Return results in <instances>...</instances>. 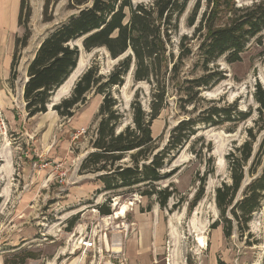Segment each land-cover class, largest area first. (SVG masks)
I'll return each mask as SVG.
<instances>
[{
	"label": "trees",
	"instance_id": "trees-1",
	"mask_svg": "<svg viewBox=\"0 0 264 264\" xmlns=\"http://www.w3.org/2000/svg\"><path fill=\"white\" fill-rule=\"evenodd\" d=\"M59 1L44 0L43 22L53 19L52 8ZM189 1L68 0V9L74 13L45 34L27 65L24 109L29 118L47 111L52 96L75 69L82 50H103L116 61L106 75L99 72V64L94 61L78 77L70 95L52 106L58 116L69 118L90 92L102 97L90 150L78 168L79 174H94L101 185L96 192L104 193L105 201L95 207L101 215H109L112 198L124 193L166 208L178 194L171 179L180 170V165L168 166L185 147L204 167L193 179L196 189L188 201V210H192L204 196L207 177L215 172L212 143L198 135L199 131L212 127L235 133L242 126L243 138L234 140L225 155L230 183L222 182L214 194L226 222L224 236L230 237L233 223L228 214L242 232L264 197V87L255 83L253 102L244 109L238 99L226 102L221 97L207 98L204 92L224 78L216 63L219 58L236 63L251 40L262 44L264 0L244 6H237L234 0H208L210 9L192 36L181 35L175 40ZM198 7L196 4L189 15L188 27L194 26ZM221 16L225 19L218 23ZM30 17L29 0H20L18 25L23 33L15 38L10 82L18 76L21 50L31 36ZM129 74L134 85L145 83L149 92L144 105L142 89L137 88L126 111L120 108L112 89L122 87ZM170 98L180 118L160 145V137L152 136L151 126L169 106ZM126 112L129 118L124 124ZM245 173L251 180L234 202ZM186 201L179 194L171 209ZM9 249L13 251L3 256V264H25L35 256L19 246Z\"/></svg>",
	"mask_w": 264,
	"mask_h": 264
},
{
	"label": "rangeland",
	"instance_id": "rangeland-1",
	"mask_svg": "<svg viewBox=\"0 0 264 264\" xmlns=\"http://www.w3.org/2000/svg\"><path fill=\"white\" fill-rule=\"evenodd\" d=\"M150 1L134 0L135 3ZM257 1L259 0H234L237 6L250 5ZM43 2L44 0H29L31 36L28 47L24 50L27 55L50 29L74 13L68 9V0H60L52 8L53 19L50 22H43ZM196 4L199 7L195 24L188 27L187 19ZM209 9L208 0H190L180 19L179 32L175 40L181 35L192 36L194 28ZM224 19L225 16H221L217 22L220 23ZM19 33L21 36L22 27ZM193 42L196 43L195 40ZM80 56L84 66L76 80L94 61L99 64V72L103 75H106L116 62L99 49L89 52L82 50ZM216 63L224 78L211 91L204 92V95L207 98L221 97L226 102L238 99L240 107L246 108L253 102L251 94L255 83L259 82L264 87V31L262 44L251 40L240 61L229 64L221 57ZM73 86L64 95L56 96V92L50 104L68 97ZM137 88L142 89L141 98L145 105L149 87L145 83L134 85L130 74L127 75L122 87L112 89V94L119 99L122 110L129 109V103ZM101 98L92 91L87 95L86 102L78 105L72 117L57 116L55 111L50 109L46 115L39 118L45 126H50L45 132V146L49 139L51 151V157L48 159L51 169L50 184L48 188L45 187L44 196L39 200L0 201V245H16L22 250L34 253V258L26 259L25 264H103L109 261L105 245L120 241L123 251L129 258L125 245H138L144 234L149 231L151 245L154 241L153 234L158 237L156 245L160 247L156 250L157 257L166 259L171 256L175 264H264V197L242 232L228 214L233 223L230 237L224 236L226 222L221 218L214 201L216 187L222 182L230 183L225 155L234 140L241 141L243 138L240 133L242 126L235 133H226L223 129L212 127L199 131L198 135H203L212 143L215 172L207 177L204 196L192 210H188V201L196 189L193 179L197 171L203 172L204 167L202 163L194 160L185 147L171 166H168L180 165V170L171 179L178 194L169 200L166 208L161 209L154 201L136 194L124 193L112 198L109 215L99 214L95 207L105 201V194L96 192L101 185L95 181L94 174H79L78 168L82 158L90 150L89 144L94 137L96 113ZM128 118L126 112L124 124L128 122ZM179 118L175 104L170 98L169 106L160 113L151 126L154 138L163 136L162 143L159 138L160 145L164 144L170 129ZM81 128L86 132L76 136ZM6 138L0 142V146L21 148L24 145V136L17 131L8 130ZM41 140L42 134L38 133L29 139V146L41 148ZM56 164L61 166L56 169ZM250 180V176L245 173L234 202L242 197L243 190ZM168 181H165L163 186ZM179 194L187 201L171 209ZM121 205L125 206L126 211L123 216L115 218L114 214L120 210ZM125 223L130 225L127 232L122 226ZM199 237L203 239V243L199 242ZM81 238L93 240L95 250L83 252L79 248ZM1 247L4 250L3 256L13 251L9 249L10 246Z\"/></svg>",
	"mask_w": 264,
	"mask_h": 264
},
{
	"label": "crops",
	"instance_id": "crops-1",
	"mask_svg": "<svg viewBox=\"0 0 264 264\" xmlns=\"http://www.w3.org/2000/svg\"><path fill=\"white\" fill-rule=\"evenodd\" d=\"M19 6L20 0H0V108L6 119L8 130L17 131L24 136V145L21 148L0 146V201L2 202L39 200L44 196L45 187H49L51 178L48 160L51 157L49 139L45 146V132L50 129V126H45L39 118L46 115L50 109L52 110L53 105L48 106L45 113L29 118L24 109L23 99L27 65L33 58L40 41L34 50L28 53L29 55L24 51L28 44L21 50L17 65L18 76L11 82L9 80L15 38L20 36ZM38 133L42 134V147L33 148L29 146V139ZM47 161L49 165L42 167ZM149 234V231L145 233L138 245H125L129 254L128 264H175L171 256L166 259L157 257L156 250L160 247L156 245L158 237L153 234L154 241L151 245V234L150 237ZM1 246L16 245H0V264H3L4 250Z\"/></svg>",
	"mask_w": 264,
	"mask_h": 264
},
{
	"label": "built area",
	"instance_id": "built-area-1",
	"mask_svg": "<svg viewBox=\"0 0 264 264\" xmlns=\"http://www.w3.org/2000/svg\"><path fill=\"white\" fill-rule=\"evenodd\" d=\"M7 123L6 119L2 113V110L0 108V142L7 137ZM86 130L84 128H81L77 131L76 136H79L81 134H84ZM49 165V161L43 163L42 167H46ZM61 166V164H56V169H58ZM124 231L127 232V229L129 228V224L125 223L122 224ZM106 246V252L108 253V262H104L103 264H128V258L123 251V245L122 243L115 242L112 243V245H105ZM79 248L85 251H94L96 248V245L93 240L90 238H81L79 240Z\"/></svg>",
	"mask_w": 264,
	"mask_h": 264
},
{
	"label": "bare ground",
	"instance_id": "bare-ground-1",
	"mask_svg": "<svg viewBox=\"0 0 264 264\" xmlns=\"http://www.w3.org/2000/svg\"><path fill=\"white\" fill-rule=\"evenodd\" d=\"M83 66H84V61H83V59L80 56L79 59H78V62H77V65H76L75 69L72 71V73L69 75V77L65 80V82L60 86V88H58L56 96L64 95L68 91H70L71 87L73 86L74 81L76 80V78L80 74V72L82 71ZM115 206H116V204H115ZM119 209L120 210L116 211V213L114 212L115 213L114 214L115 218H117V217H119L121 215L123 216V214L126 211V208H125L124 205L123 206L121 205V208H119ZM198 239H199V242L203 243V239L201 237H199Z\"/></svg>",
	"mask_w": 264,
	"mask_h": 264
},
{
	"label": "water",
	"instance_id": "water-1",
	"mask_svg": "<svg viewBox=\"0 0 264 264\" xmlns=\"http://www.w3.org/2000/svg\"><path fill=\"white\" fill-rule=\"evenodd\" d=\"M57 91H58V89H57ZM57 91H56V92H57ZM56 92H55V93H56ZM54 95H55V94H54ZM54 95L52 96V98L54 97ZM52 98H51V99H52ZM54 104H56V103H52V104L49 103V104L47 105V107H48V106H52V105H54Z\"/></svg>",
	"mask_w": 264,
	"mask_h": 264
}]
</instances>
